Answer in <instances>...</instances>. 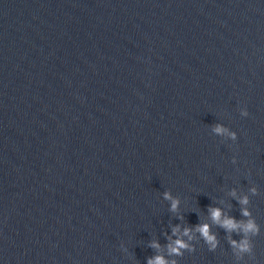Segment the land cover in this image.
<instances>
[{
  "label": "water",
  "instance_id": "95a60500",
  "mask_svg": "<svg viewBox=\"0 0 264 264\" xmlns=\"http://www.w3.org/2000/svg\"><path fill=\"white\" fill-rule=\"evenodd\" d=\"M232 188L252 253L169 259L264 264V0H0V264H146Z\"/></svg>",
  "mask_w": 264,
  "mask_h": 264
},
{
  "label": "clouds",
  "instance_id": "9594fccd",
  "mask_svg": "<svg viewBox=\"0 0 264 264\" xmlns=\"http://www.w3.org/2000/svg\"><path fill=\"white\" fill-rule=\"evenodd\" d=\"M247 108L240 109L241 116H248ZM211 132L217 136L235 141L237 139L236 131L232 130L223 123H216L211 127ZM253 194L257 189L252 187L249 189ZM163 199L169 201V210L177 213V219L183 220V213H181V199L179 196L173 195L170 190L163 192ZM230 195L235 197L242 205L241 215L246 219H237L225 213L224 209L220 206H209L207 214L211 220V223L204 221L196 225H182L176 223L171 225L170 233H165L167 244V254L158 253L154 256L146 258V264H178L176 259H169L170 256H182L184 252L194 251L195 245L192 241L196 239H202L208 246L209 251H214L220 244L215 232L212 231V225H219L227 233L238 232L241 233L239 240L234 239L229 235L228 242L231 246L233 253L238 259L243 258V254H251L253 251L252 237L260 233V225L252 217L250 209L247 207L249 203V196L245 193L238 195L237 190L232 188ZM185 237L187 239H185ZM150 246L156 249H160L161 245L158 240L150 242ZM123 250L127 249L122 245Z\"/></svg>",
  "mask_w": 264,
  "mask_h": 264
}]
</instances>
